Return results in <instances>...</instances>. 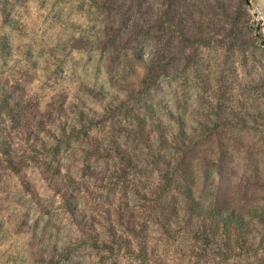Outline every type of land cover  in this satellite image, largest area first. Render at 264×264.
Returning <instances> with one entry per match:
<instances>
[{
    "label": "clouds",
    "instance_id": "obj_1",
    "mask_svg": "<svg viewBox=\"0 0 264 264\" xmlns=\"http://www.w3.org/2000/svg\"><path fill=\"white\" fill-rule=\"evenodd\" d=\"M0 264H264V0H0Z\"/></svg>",
    "mask_w": 264,
    "mask_h": 264
},
{
    "label": "rangeland",
    "instance_id": "obj_2",
    "mask_svg": "<svg viewBox=\"0 0 264 264\" xmlns=\"http://www.w3.org/2000/svg\"><path fill=\"white\" fill-rule=\"evenodd\" d=\"M5 4L7 3V0H4Z\"/></svg>",
    "mask_w": 264,
    "mask_h": 264
}]
</instances>
